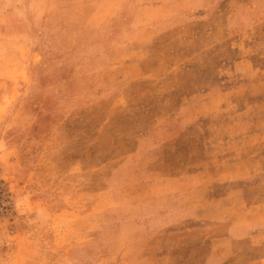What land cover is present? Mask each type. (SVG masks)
<instances>
[{"label": "rangeland", "instance_id": "1", "mask_svg": "<svg viewBox=\"0 0 264 264\" xmlns=\"http://www.w3.org/2000/svg\"><path fill=\"white\" fill-rule=\"evenodd\" d=\"M148 1L0 0V264H236L264 225V0Z\"/></svg>", "mask_w": 264, "mask_h": 264}, {"label": "crops", "instance_id": "2", "mask_svg": "<svg viewBox=\"0 0 264 264\" xmlns=\"http://www.w3.org/2000/svg\"><path fill=\"white\" fill-rule=\"evenodd\" d=\"M162 4L161 1L159 0H151V2H144L140 3L138 6V10H141L142 8L145 7H154V8H160V5ZM153 21V20H152ZM162 20H156L154 23L148 24L147 28L145 27V24H139L136 25V32L138 31H146L151 32L153 34V38L150 40V42H157V40L161 36L167 35V33H171L170 28H166L162 26L160 23ZM144 25V26H143ZM140 26V27H139ZM85 30L88 31L89 33V39L87 43H93L95 47H102V48H109L110 46H115L117 43V40H113L110 35V27L109 25L104 22L99 25H90L89 27H85ZM130 41H127L126 43H122L124 46L123 48H136L138 47V41H134V43H129ZM121 53V52H120ZM122 54V53H121ZM137 58V57H136ZM134 58V60H129V61H124L120 58L117 59L118 63L122 62H132V63H137V59ZM89 63H94L98 66L92 69V71H89L87 74H79L76 73V82L81 81L83 79L89 78L90 81H95L97 84L100 83V75H98L99 70L106 68L104 65L108 64L109 62L106 61L105 59H101L100 55H95L94 57H89L88 59ZM152 75V74H151ZM150 75H145V76H134V77H128L131 78L132 80H140V79H147L150 78L148 77ZM134 82V81H133ZM130 86L129 85H124L121 86L120 92L121 93H129ZM129 90V91H128ZM132 95V93H130ZM129 94V95H130ZM100 96V94H99ZM122 107H119V111H128V103H124L122 101ZM145 133L144 131L140 133ZM139 137V136H138ZM143 138V137H142ZM139 140H142L139 138ZM144 140V139H143ZM203 187V185H201ZM203 195L201 199H204V201L207 202V192L205 189L202 191ZM192 187L186 188L184 192L182 191H175L172 193V198H175L173 203H170L168 207V212L170 213H181L185 214V212H193V197H192ZM198 201H195L197 203ZM186 210V211H184ZM207 218L209 220V217L207 216H201V219ZM263 222V221H262ZM230 242V248L228 252L226 253L229 256H232L234 260L240 259V261L236 262V264H264V225L261 224L258 227H250L248 230L243 231L241 234L235 235L229 239ZM247 257V259H246Z\"/></svg>", "mask_w": 264, "mask_h": 264}]
</instances>
